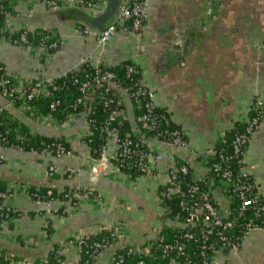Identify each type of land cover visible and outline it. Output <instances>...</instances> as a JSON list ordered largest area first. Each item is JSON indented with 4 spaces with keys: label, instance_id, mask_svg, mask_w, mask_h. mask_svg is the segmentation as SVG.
Masks as SVG:
<instances>
[{
    "label": "crops",
    "instance_id": "crops-1",
    "mask_svg": "<svg viewBox=\"0 0 264 264\" xmlns=\"http://www.w3.org/2000/svg\"><path fill=\"white\" fill-rule=\"evenodd\" d=\"M10 1H15L6 16L11 30L40 28L58 33L60 42L47 52L45 47L0 40V60L7 73L50 77L86 56L109 66L132 60L141 70L151 104L166 109L191 142L186 147L160 141L164 159L155 164V177L132 181L110 161L92 169L96 162L83 139L89 129L83 115L50 127L0 93V104L18 119L35 131L64 135L73 150L55 157L47 151L0 147V176L13 188L4 202L19 210L0 226V246L14 254L10 264L31 262L35 254L45 256L55 242L62 247L64 264H75L78 249L71 239L107 224L122 225L123 238L105 247L91 264H107L122 243L139 244L154 237L169 220L162 215L156 190L167 179V167L174 160L187 159L201 175L204 156L220 134L235 121L246 120L255 106L262 108V116L249 135L243 168L264 195V0H146L142 34L117 32L102 46L94 36L81 32L74 20L80 13L73 14L69 6H55L54 11L31 1ZM187 37L192 41L186 45ZM129 101L125 99L128 108ZM51 162L59 176L47 175ZM30 184L94 187L104 202L83 197L74 203L48 204L28 193ZM218 191L216 197L226 205L227 194ZM48 207L57 211H47ZM44 222L53 228L49 237ZM218 264H264V227L247 232L237 247L219 253Z\"/></svg>",
    "mask_w": 264,
    "mask_h": 264
},
{
    "label": "trees",
    "instance_id": "trees-1",
    "mask_svg": "<svg viewBox=\"0 0 264 264\" xmlns=\"http://www.w3.org/2000/svg\"><path fill=\"white\" fill-rule=\"evenodd\" d=\"M57 7H60L58 5ZM67 7V6H66ZM12 12L9 0H0V25L5 23L6 14ZM129 22V21H127ZM76 25L84 27L83 24L77 22ZM5 38L15 44L36 46L43 45L46 47L47 52L54 51L56 46L48 47L50 40L46 38L51 31L42 30L35 27H20L18 29L8 32L7 30L2 32ZM21 34L25 35V40L21 39ZM132 62V60H123L115 65L99 64L95 65L91 62H83L79 68H69L64 71L60 76H54L51 82H48L46 88L47 92H36L31 98L26 99V102L35 106L33 110L29 109L28 112L34 117L38 115H50L57 121L65 120L68 115L76 114L83 115L86 119L87 125L90 129L88 133L83 136L85 140L89 154L92 157H100L102 149L107 145L106 134L111 127H115L116 135L120 141L130 139L129 146L135 149V152L130 150L125 152L121 157L122 162L112 159V163L118 165L119 171L128 175L130 178H136L141 176L144 171L139 167L138 159L141 153L149 152L150 149L143 141V137L152 133V130H143L137 123L134 127L129 118H115L114 120L107 119L108 108L112 107L114 103L109 106L103 105L96 94H92V91L99 92L103 90V87L96 86V82L91 80L87 86L85 92H81L79 86L86 78H92L97 68L113 70L118 77L117 82L124 87L135 88L139 86L141 79V70L136 63L134 64L135 71L132 73L126 72V64ZM0 80H4V83L0 85V92L3 89L6 90V98L11 105L20 106L23 103L22 96L19 93L11 92L10 89L15 86L16 82L12 75H9L5 69V63L0 60ZM36 81V78L32 80H26L23 82L22 89L28 92ZM114 98H118V91L114 88L110 89ZM85 99L83 98V95ZM93 95L94 97H89ZM80 98V100H79ZM54 102V106L50 104ZM123 106L122 102L119 103ZM152 109L159 117L158 128L162 129H174L180 128V126L174 122L168 115L166 109L162 107L152 106ZM141 106H136L133 103L131 110V118L136 120V116L142 112ZM262 116V108L255 106L248 115L246 120H237L231 127H228L223 132V138H218L212 147L211 152L204 156L202 172L199 177L192 176V167L190 166V160L182 159L176 160L177 164L185 163L188 165V171L186 173L176 171L175 174L180 180L179 190L169 194L164 193L166 184H160L157 186V194L159 197V204L164 208L163 216L169 219L166 224H163L158 234L154 237L137 244H120L114 251L113 255L109 259L107 264H138L141 260V264H173L175 261L177 264H215L214 262H204V257L200 254V245L204 237H207L206 242H213L214 245L220 243L217 230L221 227L213 225L210 220H198L195 224L186 223V218L194 203L200 201V195L203 191H209L211 201L214 206L219 210L223 220L232 219L233 224L230 227L223 229L225 233L230 236V239L235 243H240L244 230L246 229V223L251 221L261 227H264V212L257 214L256 203L251 202L242 211H239L240 197L234 194L226 205H222L220 200L216 197L218 190H221L224 194H231V185L226 186L222 184L220 172L214 170L213 164L219 163L221 167H228L231 169L232 177L239 178L242 181H250L246 179V176L239 174L240 169L243 168V154L247 146V141L242 144L241 151L235 152L233 147V139L236 134L245 133L250 135L247 130L248 126L253 130ZM108 127V128H107ZM0 144L3 147H15L27 151L42 152L47 151L53 156L59 152V147H62L64 151L72 152L70 142L62 134H44L31 129V127L24 121L18 119L6 106L0 104ZM223 154L227 159L223 160L220 157ZM2 159L0 158V161ZM52 163V162H51ZM62 173L63 175L66 174ZM60 173V175H62ZM47 175L49 177L59 176L54 170L47 168ZM252 180V179H251ZM196 184L198 189L189 195L188 188L191 185ZM77 189L82 192H86L88 187L82 185H65L62 188H57L52 184L33 185L30 184L27 187L28 193L35 199L45 200L49 197L54 199L64 200L67 199L68 191ZM9 187L4 178L0 176V191H6ZM50 189L51 193H47ZM96 191V190H93ZM254 188L247 191L248 196L259 194ZM67 193V195H66ZM3 197L0 196V203ZM260 203L264 202V195L259 194L257 197ZM181 200H186L185 206L181 204ZM68 201L74 203L77 201L75 198H69ZM257 202V201H256ZM19 210L13 206L6 207V205L0 206V226L3 220L9 219L12 215H18ZM176 220V223L174 222ZM172 221V222H171ZM185 222V223H183ZM12 226V222L9 224ZM206 228H211L210 233H206ZM47 237H49L53 228L47 224L45 227ZM111 228L102 226L98 231L89 233L88 237L79 245V257L75 264H91L98 256V254L107 247L110 243L115 241L111 236ZM192 232L194 238H187L184 233ZM93 241L106 242L107 244L101 247L96 253L95 257H92ZM176 242L183 243V248L178 250L174 244ZM143 247L149 246V252H143L140 249H136V246ZM163 245H168L166 249H163ZM57 243H52V248L47 252L45 256L34 255L31 260V264H61L63 261V254L56 253ZM228 248L223 249V252H227ZM212 253L210 249L207 250V255ZM118 255H122V261L116 262ZM12 257L7 250L0 246V264H10Z\"/></svg>",
    "mask_w": 264,
    "mask_h": 264
},
{
    "label": "built area",
    "instance_id": "built-area-1",
    "mask_svg": "<svg viewBox=\"0 0 264 264\" xmlns=\"http://www.w3.org/2000/svg\"><path fill=\"white\" fill-rule=\"evenodd\" d=\"M10 1V0H9ZM26 1H31L33 4H42L45 6H79L83 8L84 10L88 11L91 14H97L103 7L104 5V0H20V2H26ZM15 2V1H14ZM14 2L10 1V6L11 8L13 7ZM148 6H147V1L146 0H121L118 12L116 16L107 24H105L101 29L99 30H89L88 27H80L81 32L83 34H90L94 36L96 39V43L99 46H102L107 42V40L114 35L117 32H133L136 35H141L142 34V28H143V21L145 20L147 16V11ZM11 13V12H9ZM7 13L6 16L9 14ZM129 21V22H127ZM11 32L12 30L9 27V24L6 22L5 18V23L0 25V40H7L5 36L3 35L2 32L4 31ZM21 39L25 40V35L21 34ZM47 39L50 40L49 44L47 45L48 47H53L56 46L60 42V35L55 32H51L46 36ZM22 45V44H21ZM40 47H45L43 45H36ZM46 49V47H45ZM90 56L83 57L77 64L72 66L71 68H79L83 62H91L89 59ZM135 63L134 61H132ZM132 62H128L126 64V72L127 73H132L135 71L134 69V64ZM93 63V62H91ZM95 65L99 64H104L102 62H96L93 63ZM63 72L58 73L54 76H60ZM12 77L15 79V86H13L10 91L11 92H16L19 93L20 97L22 96L23 103L20 106H23L27 110L31 109L33 110L35 106H31L26 102V99H29L34 95L36 92H47V84L48 82H51V79L54 76L50 77H45L41 75H36L32 76L29 78H20L17 74H10ZM33 78H36V81L33 83L31 86L30 90L28 92H25L22 89L23 82L26 80H32ZM91 80L96 82V86H101L103 87L102 91H99L98 93L95 92L94 90L92 91V94H96V96L99 98L101 103L103 105L109 106L111 103H114L112 107L108 108L107 112V119L108 120H114L116 117L117 118H129L130 121L137 125L136 122L140 125V127L143 130H152V133L146 135L143 137V141L146 143L148 148L150 149L149 152H144L141 153L138 159V165L144 171V173L141 176H138L136 178H130L128 175L124 174L126 177L131 179L132 181H136L139 178H150V177H155L157 171L154 168L155 164L160 163L164 159V152L160 149L159 143L160 141H167L175 146H186L190 147L191 142L187 136L186 131H184L181 127L180 128H174L171 130L168 129H162L158 128L159 125V117L156 112L153 111L152 109V104L149 100L148 97V90L146 87L143 85L142 77L139 81V86H136L135 88L130 89L128 87L121 86L117 80V74L110 69H101L97 68L95 73L93 74L92 78H86L83 80L79 86V89L81 92H85L87 86L90 84ZM4 83V80H0V85ZM115 88L118 91L119 97L114 98L111 94L110 89ZM6 88L3 89L0 93H2L6 97ZM85 94L83 95V98L85 99ZM89 97H94L93 95H90ZM125 99H127L130 102V108H128L127 104L125 103ZM8 100V99H7ZM80 100V98H79ZM9 102V101H8ZM123 104L121 106L119 103ZM257 105H259V101H256ZM10 103V102H9ZM133 103L136 106H141L143 108L142 112L136 116V120L133 121L131 118V110L133 108ZM51 107L54 106V102L50 104ZM77 116L76 114H70L68 117L63 120V121H57L55 120L52 116L50 115H38L36 118L42 121L44 124L50 127H56L62 125L67 119L73 118ZM89 128V127H88ZM108 128V127H107ZM247 130L251 133L252 129L250 126H248ZM90 129H88V132ZM87 132V133H88ZM116 129L115 127H111L110 130H108V133L106 134V139H107V145L105 148L102 149L100 157H92L90 154V158L94 160L96 163L92 165V169H95L99 164H103L104 162H112V159L119 160V162H122V155L125 152H129L130 150L135 152V149H132L129 144L131 143L130 139H125L120 141V139L116 135ZM219 138H223V133L220 134ZM248 135L239 133L236 134L234 139H233V147L235 152H240L241 146L245 141H247ZM85 141V140H84ZM0 147H3L0 144ZM33 151V150H32ZM244 150H242V154L244 155ZM36 152V151H33ZM66 153H71L70 151H64L62 147H59V152L55 157L61 155V154H66ZM221 159L225 160L227 157H225L223 154H220ZM177 161L174 160L171 165H169L166 169V175L167 179L164 181V183H159L160 184H167L165 191H163L166 194L176 192L179 190V183L180 180L177 178V175L175 174L176 171H180L183 173H186L188 171V165L185 163H180L177 164ZM117 170L118 165L112 163ZM48 168L50 170H55V165L50 163L48 165ZM214 170L220 172L221 174V180L223 186L226 184L231 185V189L233 192L231 194H227L228 196V202H230L232 196L234 194H237L240 197V205H239V211H242L247 205H249L251 202H255L256 205V213L260 214V212H264V202L260 203L257 199L259 194H255L253 196H248L247 191L254 189V183L251 175L244 169H240L239 174L242 176H246V179H250V181H242L239 180V178H233L232 177V172L231 169L228 167H221L219 163H214L213 164ZM198 171L195 169L192 170V176L193 177H199V174H197ZM9 189L6 191H0V196L3 197L0 206L1 205H6L8 209L10 208V204L6 201L4 202L5 199H7L11 194L13 188L8 186ZM198 189V186L196 184H193L188 188L189 195H192L196 190ZM96 190V191H93ZM47 193H51V190L48 189ZM257 193V192H256ZM67 195V193H66ZM158 196V194H157ZM200 201L194 203L196 205L192 206L188 216L186 218V223L188 224H195L198 220H210V222L213 225H218L221 228L217 230V234L219 235V240L220 243L215 244L213 242L207 243V237H204L203 240L201 241L200 245V254L204 257L203 261H211L214 262L215 264H218V254L223 252V249L228 248H235L238 246V243L233 242L230 239V236L223 231V229L230 227L233 224L232 219H226L223 220L221 217V214L219 210L214 206L213 202L211 201L210 197V192L209 191H203L200 195ZM83 197H89L92 198L94 201L97 203H102L104 202L102 199V194L99 190H97L94 187H88V190L86 192L79 191L77 189H74L72 191H68L67 199L65 198L64 200H58L54 199L53 197H49L45 200H42L44 202H47L48 204L51 203L52 201H68L69 198H75L77 201ZM159 200V197H158ZM257 201V202H256ZM181 204L185 206L186 200H181ZM110 207V206H109ZM164 210V208L162 207ZM51 210H56V209H51L50 207L47 208V211ZM5 221V220H3ZM2 221V222H3ZM1 222V224H2ZM176 223V220H174ZM185 223V222H183ZM46 222H44V227H46ZM106 228H111V236L113 239L118 240L123 238V232H122V225L120 224H107L103 225ZM246 229L244 230V235L253 230L260 228L256 223H252L251 221L246 223ZM98 231V230H97ZM206 233H210L212 231L211 228H206ZM159 229L156 230L155 235L158 234ZM89 233L93 232H86L83 234H79L75 236L74 238L71 239L73 241L78 249V257H79V251L81 243L85 241V239L88 237ZM184 235L187 238H194V235L192 232L186 231ZM36 238L35 237H29L30 241H34ZM70 241V240H69ZM107 244L106 242H100V241H93L92 245L94 246L93 248V253L92 257H95L96 253L98 250L105 246ZM178 250H181L183 248V243L176 242L174 244ZM163 249H166L168 245H163ZM136 249H140L143 252H149V246L145 245L143 247H139L138 245L135 247ZM210 249L212 253L207 255V250ZM56 253L57 254H62L63 250L61 246L56 247ZM78 259V258H77ZM122 261V255H118V258L115 263ZM142 261L139 260L138 264H141ZM18 264H31L29 260H22L18 262ZM61 264H64L62 261ZM173 264H177L175 261H173Z\"/></svg>",
    "mask_w": 264,
    "mask_h": 264
},
{
    "label": "water",
    "instance_id": "water-1",
    "mask_svg": "<svg viewBox=\"0 0 264 264\" xmlns=\"http://www.w3.org/2000/svg\"><path fill=\"white\" fill-rule=\"evenodd\" d=\"M120 2L121 0H104V5L97 14H91L79 6L73 5L69 7L72 8L73 14L75 12L80 13L78 17L74 18L76 22H80L88 27L89 30H99L116 16ZM51 8L55 11L56 7L52 6ZM188 41H192L190 37L185 38L186 45Z\"/></svg>",
    "mask_w": 264,
    "mask_h": 264
}]
</instances>
